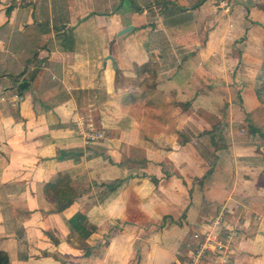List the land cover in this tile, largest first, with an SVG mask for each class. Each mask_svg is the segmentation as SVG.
Listing matches in <instances>:
<instances>
[{
    "label": "crops",
    "instance_id": "1",
    "mask_svg": "<svg viewBox=\"0 0 264 264\" xmlns=\"http://www.w3.org/2000/svg\"><path fill=\"white\" fill-rule=\"evenodd\" d=\"M75 1L0 0V250L11 264H182L210 208L240 215L233 264H264V0H173L191 14L175 25L154 0L101 18ZM149 87L187 108L146 119L127 99ZM59 172L86 186L63 209L45 192Z\"/></svg>",
    "mask_w": 264,
    "mask_h": 264
},
{
    "label": "trees",
    "instance_id": "2",
    "mask_svg": "<svg viewBox=\"0 0 264 264\" xmlns=\"http://www.w3.org/2000/svg\"><path fill=\"white\" fill-rule=\"evenodd\" d=\"M153 2L157 6V10L159 11V14L163 16L164 22H166V24L168 25L170 24L175 25L178 22L188 19V16L191 15L190 13H184L187 7L181 6L173 0H154ZM199 3H200L199 1L195 2L194 4H192L190 8L196 7ZM135 7H137V10L142 9V7L138 5H136ZM171 65L175 67H179L180 63H178L177 61H172ZM142 68H143L142 70H146L149 74H151L153 78L157 77L156 76L157 71L155 70V68H153L151 64L147 63L146 65H143ZM260 76H261V81L258 87L256 88V95L258 99L262 103H264V61L260 71ZM127 103L136 106V109L139 112H141L146 119L150 121H160L162 123L168 117L171 118L168 111V108H170L171 105L175 106L178 104L184 109H186L188 106V103L177 102L175 100L168 101L163 93H160L159 91H156L151 87L147 88L146 93L140 92L130 95L127 99ZM58 157H62V156L58 155ZM207 173H209V171L206 172V174ZM66 176L67 175L65 173L59 172L56 175V178L51 182H47L45 186L46 194L53 199L58 209H63L64 207L68 206L72 201L71 199L82 191V189L70 187L67 184ZM155 181L156 180H154V182ZM119 183L120 180L116 179L104 184L109 186L111 189H113L116 186H118ZM171 221L173 223H176V221L172 218ZM80 223L81 222L75 223L74 227L77 229L83 228ZM89 229L87 226L88 232ZM67 239L70 242L72 241L69 238V236L67 237ZM0 264H11L8 253L3 250H0Z\"/></svg>",
    "mask_w": 264,
    "mask_h": 264
},
{
    "label": "rangeland",
    "instance_id": "3",
    "mask_svg": "<svg viewBox=\"0 0 264 264\" xmlns=\"http://www.w3.org/2000/svg\"><path fill=\"white\" fill-rule=\"evenodd\" d=\"M122 0H96V6H95V11L93 12L94 14H97L98 15V17L97 18H101V17H103V14H102V12H104V13H106V14H104V15H111V14H114V13H118V12H120V11H123V13L128 9H132L133 10V8H135L134 7V5L136 4V5H138V6H141V5H147V3H148V0H134V1H130V0H124L125 1V4L123 5V6H125V9H124V7L123 8H119V6H120V2H121ZM63 2L65 3V4H63L62 3V6H63V10L66 12V7H67V4H71V6H73L74 8L76 7V1L75 0H63ZM135 5V6H136ZM119 8V9H118ZM156 8H157V6H156ZM122 9H124V10H122ZM135 11V10H134ZM92 13V14H93ZM127 13H128V11H126L125 12V14L127 15ZM101 15V16H100ZM125 15V16H126ZM219 18V17H218ZM125 21L123 22V26H126V25H128L130 22H131V19H129V17H125V19H124ZM64 24V23H63ZM222 30L223 29H221V32H222ZM145 30L143 31V32H141L140 34L141 35H145ZM202 39V38H201ZM199 41H202V40H199ZM231 48V47H230ZM231 49H233V48H231ZM190 50L191 51H193V46L191 45L190 46ZM190 51V52H191ZM212 60V59H211ZM214 61V60H213ZM212 66L214 67V65L212 64ZM181 107V106H180ZM95 129V128H94ZM86 138V137H85ZM100 137H98V138H96L95 140H97V139H99ZM87 140V139H86ZM88 142H91V141H88ZM93 142V141H92ZM79 185V189H86V186H85V184L84 183H79L78 184ZM104 186H107V185H104ZM108 187V186H107ZM107 187H103V188H107ZM96 190V192H98L99 190H102V186H100V188H96L95 189ZM207 212L205 213L206 215H205V218H204V221H206L205 223H208V222H210L213 218H215L216 217V215L218 214V212H216V210H214V209H210V208H207V210H206ZM224 212V211H223ZM237 213V212H236ZM227 214H231V213H227ZM233 214V213H232ZM230 216H232V218L230 219V218H226V216H223L226 220V222H227V224H228V226H230L234 231H235V233L233 234V236H232V238H234V240H235V237H237V235H238V229L237 228H241L240 226H239V221H240V215H237V216H239V217H235L234 215H230ZM234 216V217H233ZM231 225H230V224ZM85 224H87L88 225V223L87 222H85ZM115 225H117V224H115ZM89 226V228H92V224H90V225H88ZM88 228V229H89ZM219 230V229H218ZM193 230H190L189 232H187V235L186 236H184L183 237V239H182V244H181V246H180V244H179V248H180V250L181 251H183V250H185L186 249V247L188 246L190 249L193 247V248H196V239L193 237ZM219 232V235L220 236H223V231H221V230H219L218 231ZM230 249H231V252H230V255H232V253H233V244H232V247H230ZM181 258H182V264H187V261L191 258V257H189L188 255L187 256H181ZM219 257H218V255H214L213 256V253H210V252H204L203 253V256H202V258H200L198 261L199 262H197L196 264H217L216 263V259H218ZM137 259H139V253H137L133 258H132V261L133 262H135ZM196 261H197V259H195ZM214 261V262H213ZM189 262V261H188ZM234 263V260L232 259L231 261H230V264H233Z\"/></svg>",
    "mask_w": 264,
    "mask_h": 264
},
{
    "label": "built area",
    "instance_id": "4",
    "mask_svg": "<svg viewBox=\"0 0 264 264\" xmlns=\"http://www.w3.org/2000/svg\"><path fill=\"white\" fill-rule=\"evenodd\" d=\"M77 125L79 128L87 130L85 132L87 140L93 141L101 136L100 132L94 129L92 118H88L86 121L81 120ZM223 214V212H219L210 222L205 223V226L199 225L194 230L193 237L196 239V248L190 249V257L194 260L193 262H197L204 252H210L213 253V256L218 255L217 264H230V247L233 244L232 236L235 231L228 226ZM218 229L223 231V236L219 235Z\"/></svg>",
    "mask_w": 264,
    "mask_h": 264
},
{
    "label": "water",
    "instance_id": "5",
    "mask_svg": "<svg viewBox=\"0 0 264 264\" xmlns=\"http://www.w3.org/2000/svg\"><path fill=\"white\" fill-rule=\"evenodd\" d=\"M131 28H132V26H130V25L127 26V27H124V28H122L121 30L118 31V34L125 33L127 31H129ZM107 57H109L111 60H113V58L110 55H108Z\"/></svg>",
    "mask_w": 264,
    "mask_h": 264
}]
</instances>
